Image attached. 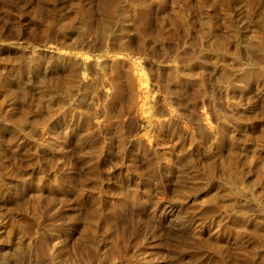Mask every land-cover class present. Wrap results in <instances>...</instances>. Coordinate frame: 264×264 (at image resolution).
<instances>
[{
	"label": "rangeland",
	"instance_id": "obj_1",
	"mask_svg": "<svg viewBox=\"0 0 264 264\" xmlns=\"http://www.w3.org/2000/svg\"><path fill=\"white\" fill-rule=\"evenodd\" d=\"M0 264H264V0H0Z\"/></svg>",
	"mask_w": 264,
	"mask_h": 264
},
{
	"label": "bare ground",
	"instance_id": "obj_2",
	"mask_svg": "<svg viewBox=\"0 0 264 264\" xmlns=\"http://www.w3.org/2000/svg\"><path fill=\"white\" fill-rule=\"evenodd\" d=\"M204 131V130H203Z\"/></svg>",
	"mask_w": 264,
	"mask_h": 264
}]
</instances>
